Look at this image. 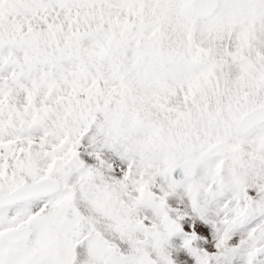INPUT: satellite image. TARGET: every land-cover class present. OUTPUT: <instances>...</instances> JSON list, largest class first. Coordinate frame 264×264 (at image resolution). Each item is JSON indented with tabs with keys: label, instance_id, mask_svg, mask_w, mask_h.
<instances>
[{
	"label": "snow or ice",
	"instance_id": "1",
	"mask_svg": "<svg viewBox=\"0 0 264 264\" xmlns=\"http://www.w3.org/2000/svg\"><path fill=\"white\" fill-rule=\"evenodd\" d=\"M0 264H264V0H0Z\"/></svg>",
	"mask_w": 264,
	"mask_h": 264
}]
</instances>
